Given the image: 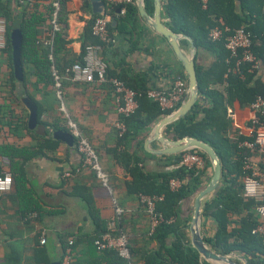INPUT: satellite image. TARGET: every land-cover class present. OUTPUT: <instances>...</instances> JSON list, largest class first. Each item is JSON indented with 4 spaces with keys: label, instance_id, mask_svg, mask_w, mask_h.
I'll use <instances>...</instances> for the list:
<instances>
[{
    "label": "crops",
    "instance_id": "0c3cea01",
    "mask_svg": "<svg viewBox=\"0 0 264 264\" xmlns=\"http://www.w3.org/2000/svg\"><path fill=\"white\" fill-rule=\"evenodd\" d=\"M37 1L41 10L44 4L51 2ZM164 1L167 0H161L162 3ZM103 2L106 12L107 0ZM8 3L12 8L18 7L15 0H0V9L3 11ZM64 14L66 42L59 55L62 67L80 61L84 55L85 44L94 42L89 36V30L96 15L92 0H65ZM0 16L6 21L3 15ZM198 18L200 17L194 20L198 21ZM200 19L205 21L207 31L205 29L204 35H194L198 38V45L195 38L187 34L192 37L197 49L196 68L202 69L204 79L210 84L211 90L226 93L227 82L221 81L223 66L219 62L225 48L220 43L209 40L208 31L215 16H203ZM162 20L165 24L168 22L163 12ZM111 24L110 39L102 51V56L109 66V73L115 76L123 75L137 85L146 84L158 88H167L175 79L187 77L170 44L151 31L142 20L137 22L139 32L134 36L119 33L116 29L118 21L110 15ZM40 28L43 34L39 38L46 42L50 31L44 27ZM181 45L188 55L193 54L192 43L188 39H183ZM259 61L255 79L261 85L264 84V62L260 59ZM13 67L14 70L6 40V48L0 50V173H10L14 183L11 191L0 195V264H53L56 261L61 263L62 244L69 239L76 242L73 255L78 259L96 257L97 260L102 259L103 264H122L113 261L112 257L104 258L103 252L94 245L93 235L98 225L89 214L92 208L96 209L106 225L117 217L120 218L136 253L133 255L132 264H144L143 256L156 251L159 244L151 238L150 216L135 192L137 185L141 186L138 184L139 180L136 181L124 165H129L132 157L140 158L142 161L138 164L142 170L153 174L149 175V179L159 182V173L174 169L164 166V162H167L164 156L175 158L177 155L156 154L155 151L161 150L163 145L154 138L155 125L148 133H141L131 141H124L116 146L113 133L119 116L115 109L112 88L99 83L73 82L64 77L61 86L62 102L69 117L91 142L103 171L110 178V189L104 187L95 173L83 166L82 156L76 151L74 142L69 146L54 136L57 131L72 134L66 117L60 110L61 101L57 96L56 86L45 83L36 74L34 62L25 65L23 78L17 76L18 81L13 82L11 72L13 70L15 73L14 57ZM115 76L110 77L116 78ZM26 100L33 101L38 109L36 124L33 126L30 124L32 111ZM230 105L234 107L237 115L234 121L229 118L232 123L227 137L232 144L241 135L251 136L250 122L254 111L250 105L239 100ZM163 134L166 135L165 129ZM36 136L42 137L43 140L35 138ZM7 146H12L16 151L11 152L12 157L7 155ZM235 153L232 148L230 155L234 163L238 159V153ZM116 156L121 159H116ZM253 162L259 164V157H253ZM66 172L70 173L69 177H64ZM212 177L211 165L207 170L204 189ZM147 181L148 178H142V186L146 185ZM237 183V189L241 190L243 184L246 196L255 200L252 203L248 200L240 203V207H237L240 214L232 217L229 233L242 231L247 226L246 223L251 226L256 222L259 224L256 207L264 201V192L246 176H241ZM217 194L210 196L205 204ZM196 197L193 201L183 202L181 208L183 217H191V223ZM248 205L251 206L250 209ZM202 231L206 240L207 237L217 235L218 227L213 221L205 222L203 219ZM42 236L44 242H41ZM235 237L238 238L237 233ZM170 240L172 242L174 238ZM227 254L237 264H245L243 258L249 262L240 250Z\"/></svg>",
    "mask_w": 264,
    "mask_h": 264
},
{
    "label": "trees",
    "instance_id": "16d2710c",
    "mask_svg": "<svg viewBox=\"0 0 264 264\" xmlns=\"http://www.w3.org/2000/svg\"><path fill=\"white\" fill-rule=\"evenodd\" d=\"M145 2L148 13L152 14L153 0H145ZM17 3V8H12L8 3L4 6L3 11L0 9V14L6 18V40L12 69L14 70L11 34L13 26L19 23L23 35L22 63L25 66L29 62H34L37 69L36 74L45 83L55 87V71L64 77L67 75L68 68L74 64H82L83 62L82 58L78 62L69 63L63 67L59 63L60 51L66 42L65 0H51L48 5H43L42 10L37 0H33V2L27 4ZM56 3L59 4L57 15L59 30L55 32L53 45L51 46L46 45L39 38L43 34V30L40 27L46 28L50 33L52 32V21L56 11ZM123 8L126 9L124 14H122ZM138 11L136 1L133 4L127 5L114 4L108 0L106 2L105 15H111L116 18L118 21L116 29L119 33H129L134 36L139 32L137 22L141 18ZM162 12L168 19L166 23L168 27L178 33L189 34L193 37L195 34L204 35L205 29L207 31L205 21L200 19L203 16L205 18H209L211 15L215 16L214 23H210L211 27L208 32H210L212 27L219 24L220 19H223L232 31L238 27L245 26L253 32V49L258 58L264 62V0H210V5L207 9L202 7L199 0H167L162 3ZM99 16H102V14H96L92 23ZM196 17H200L198 21L194 20ZM110 26L111 32L112 24ZM89 36L94 42H97L92 36V24L89 30ZM194 38L198 45V38ZM49 39L50 35L47 40ZM217 43H220L225 48V53L219 62L223 66L221 81L227 82L226 93L211 90L210 84L208 82L206 83L204 79V72L197 67L200 82V98L190 113L165 128V134L174 141L185 137L203 140L215 149L222 162L223 179L221 182V190L213 200L205 204L202 214L205 222L213 221L218 227L216 236L206 238V241L212 249L223 254L230 253L233 250H240L247 257L250 264H264V237L258 234L253 235V229L258 224L257 222L252 224V226L246 223L247 226L240 232H228L232 217L240 214V211L237 209V207H240V203L246 200L252 203L255 199L246 196L243 184L241 190L237 189L238 179L241 176L248 175L244 170V162L251 155L248 149L240 145L244 141L252 139L251 137L241 135L236 142L231 144L227 137L232 123L227 116V106L233 104L235 100L251 105L258 96L264 97V84L260 85L255 79L257 77V70L252 71L250 69V63L242 62L239 69H237V60L235 58H229L230 52L225 47L224 42L220 41ZM13 70L11 72V80L15 82L18 80ZM107 73L110 76H115L111 72L109 73V66ZM115 77L123 81L130 89L142 93V97L138 99V109L132 116L125 120L127 127L125 134L119 137L117 130L114 128L113 137L116 146H119L122 142L131 141L141 133H148L158 121L171 113V111H162L157 103L145 95L146 91L154 87L147 86L146 84L137 85L123 75H117ZM184 79L188 80L187 77H184ZM35 138L43 140L39 136ZM75 142L76 139H74V146ZM6 148L9 150L7 155L12 157L11 152L14 153L16 151L13 150L12 146H7ZM232 148L235 150V154L238 153V159L235 163L230 155ZM191 151L199 153L206 158L208 170L211 166L208 155L200 150ZM147 155L152 156L151 154ZM181 155L182 153L175 158L164 156L167 158L164 166L174 167V169L159 173V182L149 179L150 174L145 173L138 164L142 161L140 158L135 159L132 157L129 165H124L132 173L136 181L139 180L138 184L141 186L138 187L137 185L138 189L135 191L139 197L141 195L163 196V200L157 203L156 208L157 215L163 221L157 226L155 233L151 236L159 244V247L156 251L146 253L143 256L144 264H211L200 261L199 253L192 247L189 240L191 217L184 218L181 209L183 202L187 200L193 201L204 189L207 171H200L196 168H188L180 165ZM116 159L120 160L121 158L117 157ZM150 176H153V174ZM144 177L148 178V181L146 185L142 186L141 179ZM172 179L182 181V186L179 190L174 191L172 189ZM250 208L251 206H249ZM89 214L93 216L95 223L98 225L96 233L93 235V243L99 251L103 252L104 258L112 257L114 258L113 261L117 263L132 264V261L129 262L121 258L117 252L111 251V249H99L97 247L95 241L109 231L108 224L106 225L99 217L96 209H90ZM115 223L118 234L127 233L122 227L120 218L117 217ZM235 233L238 234V238L235 237ZM173 238L174 240L170 242V239ZM69 240L62 244L63 256L66 253L67 247L70 246L73 252L76 246L74 239L72 243H69ZM130 248L133 256L136 253L131 244ZM74 256L72 255L71 257V264H103L102 259L97 260L96 257L81 260Z\"/></svg>",
    "mask_w": 264,
    "mask_h": 264
},
{
    "label": "built area",
    "instance_id": "2783aa9c",
    "mask_svg": "<svg viewBox=\"0 0 264 264\" xmlns=\"http://www.w3.org/2000/svg\"><path fill=\"white\" fill-rule=\"evenodd\" d=\"M19 3L27 4L33 0H16ZM114 4L127 5L133 4L136 0H109ZM193 1V0H192ZM204 9L210 5V0H199ZM56 11L53 18V30L49 34L50 39L45 42L46 45H53L55 32L59 30L57 15L59 4L56 3ZM125 8L122 9V14L125 13ZM110 16L102 14L97 17L92 23V36L97 42H88L85 44L82 64H74L67 69L68 78L73 82L99 83L105 84L112 88L114 95V105L119 119L115 122L114 128L117 130V135L122 137L126 130L125 120L132 116L139 107L138 99L142 97V93L136 92L127 87L123 81L110 77L107 73L108 64L102 56L104 44L110 39ZM6 21L0 16V50L6 48ZM209 38L213 42L223 41L225 47L229 50V58L237 60L236 67L239 69L242 62L251 64L250 69L257 70L259 68V58L253 49V32L245 26L238 27L233 31L225 23L224 20H219V24L211 28ZM55 73V81L57 88V96L61 101L60 110L65 115L67 125L69 126L72 136L76 139L75 149L82 156V164L93 171L99 182L106 188L110 189V178L103 171L99 157L87 138L80 132L76 123L69 117L68 112L62 102L61 86L63 78L57 71ZM189 93V81L184 78H177L173 83L165 88L154 87L145 92V95L153 102L157 103L162 111H176L187 99ZM254 111V116L250 122L252 131L251 139L244 141L240 146L248 149L251 155L245 159L244 170L248 173L247 179L254 182V185L264 192V97L258 96L257 99L250 105ZM228 117L236 120V112L232 105L227 107ZM258 156L260 163L253 162V157ZM180 165L188 168H196L200 171H207L206 158L191 150L185 151L180 157ZM64 177H69L70 173L63 174ZM13 177L10 173H0V195L7 193L13 188ZM182 181L179 179L171 180V187L174 191L181 188ZM140 200L145 206L150 219L152 236L157 226L163 221L156 213L157 203L163 200V196L154 197L141 195ZM256 211L260 218V223L253 229V234L262 235L264 237V201L257 205ZM109 231L97 238L95 243L99 249H111L119 254V256L129 262L133 256L129 244L127 234H118L115 221L108 223ZM41 242H44V237H41ZM72 243V239L69 240ZM73 255L71 247H67L66 253L63 256L61 264H71L70 260Z\"/></svg>",
    "mask_w": 264,
    "mask_h": 264
},
{
    "label": "water",
    "instance_id": "95a60500",
    "mask_svg": "<svg viewBox=\"0 0 264 264\" xmlns=\"http://www.w3.org/2000/svg\"><path fill=\"white\" fill-rule=\"evenodd\" d=\"M154 12L149 14L145 7V0H136L137 7L139 9V15L142 22L153 32L164 38L167 43L170 44L176 58L180 64L184 67L187 78L189 81V93L186 101L176 110L169 113L162 118L153 129L154 138L160 141L163 145L161 150L155 151L159 155H178L189 150H200L208 155L210 163L213 169V177L209 182V185L202 190L196 197L194 205V215L190 226L191 233V245L199 253L201 260L210 262L212 264H237L230 259L229 254H221L212 249V247L206 242L203 231V207L205 201L212 195L219 192L221 188V181L223 179V165L215 151V149L207 142L191 137H185L179 140H171L163 134L164 129L180 119L184 118L188 113L192 111L200 98V82L196 69V53L197 49L193 42L192 37L184 33H178L168 27L162 20V2L161 0H153ZM93 11L95 14H104V2L103 0H92ZM12 46L13 57L16 76L23 78L24 66L21 60L23 35L21 33L20 24H16L12 29ZM188 39L192 43L193 54L188 55L182 48L181 41ZM30 110L32 111V117L30 118L31 126L36 124L37 106L31 100H26ZM57 139L65 142L71 146L74 142V138L70 133H64L61 131L55 132L54 135ZM245 264H250L243 258ZM53 264H61L56 261Z\"/></svg>",
    "mask_w": 264,
    "mask_h": 264
}]
</instances>
